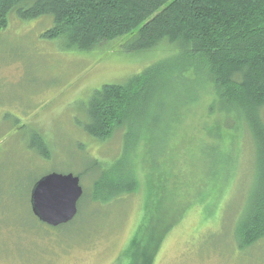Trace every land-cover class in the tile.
<instances>
[{
  "label": "rangeland",
  "instance_id": "1",
  "mask_svg": "<svg viewBox=\"0 0 264 264\" xmlns=\"http://www.w3.org/2000/svg\"><path fill=\"white\" fill-rule=\"evenodd\" d=\"M52 27L50 16L23 21L12 13L0 31V264H127L119 258L140 222L147 189L152 191L145 181L150 164L176 176V206L196 202L166 235L153 264H264V240L243 251L233 240L254 186L249 137L240 138L231 155L212 156H218L220 172L232 163L226 186L222 178L198 182L209 173L200 148L218 143L211 132L215 117L208 115L210 96L185 114L164 157L158 151L160 127L173 104L153 96L139 107L132 122V135L140 137L139 190L106 204L92 201L93 184L120 157L125 132L117 129L105 141L85 133L93 92L124 84L180 48L162 41L132 51L134 36L128 35L80 52L62 39L43 38ZM187 92L186 83L172 86L169 99ZM51 173L79 175L83 192L74 220L57 228L35 222L29 203L33 184ZM166 198L175 201L170 193Z\"/></svg>",
  "mask_w": 264,
  "mask_h": 264
},
{
  "label": "trees",
  "instance_id": "2",
  "mask_svg": "<svg viewBox=\"0 0 264 264\" xmlns=\"http://www.w3.org/2000/svg\"><path fill=\"white\" fill-rule=\"evenodd\" d=\"M12 13L23 21L50 16L53 27L42 37L62 39L67 48L80 52L128 35L134 36L132 51L150 50L162 41L177 45L180 51L174 57L122 85L102 86L89 99V122L83 128L87 135L105 141L115 130H125L120 157L93 184L92 201L106 204L138 192L140 137L132 135V122L139 107L153 96L173 104L160 127L158 151L164 157L185 114L210 96L208 115L215 117L211 132L218 143L200 148L209 173L198 182L222 178L226 186L232 163L220 172L218 156H212L231 155L247 135L255 155L254 186L233 240L240 251L264 240V0H0V31ZM184 83L186 97L169 99L171 87ZM42 154L47 156L45 149ZM147 170L145 181L152 191L147 189L140 222L119 258L127 264H153L166 235L196 203L181 210L171 183L176 176L166 169L158 173L154 164ZM169 193L175 201L166 198Z\"/></svg>",
  "mask_w": 264,
  "mask_h": 264
},
{
  "label": "water",
  "instance_id": "3",
  "mask_svg": "<svg viewBox=\"0 0 264 264\" xmlns=\"http://www.w3.org/2000/svg\"><path fill=\"white\" fill-rule=\"evenodd\" d=\"M82 194L78 176L45 175L31 189V213L41 224L51 228L69 224L77 215Z\"/></svg>",
  "mask_w": 264,
  "mask_h": 264
}]
</instances>
